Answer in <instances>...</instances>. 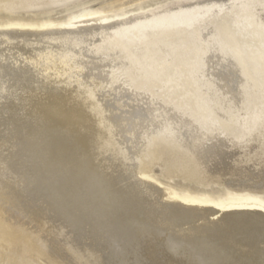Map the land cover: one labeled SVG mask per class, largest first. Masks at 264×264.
Here are the masks:
<instances>
[{
    "label": "bare ground",
    "instance_id": "6f19581e",
    "mask_svg": "<svg viewBox=\"0 0 264 264\" xmlns=\"http://www.w3.org/2000/svg\"><path fill=\"white\" fill-rule=\"evenodd\" d=\"M94 1L0 0L4 262L264 264V0Z\"/></svg>",
    "mask_w": 264,
    "mask_h": 264
},
{
    "label": "rangeland",
    "instance_id": "374dc122",
    "mask_svg": "<svg viewBox=\"0 0 264 264\" xmlns=\"http://www.w3.org/2000/svg\"><path fill=\"white\" fill-rule=\"evenodd\" d=\"M128 1H130V0H96L93 3H91L90 6H92V7H98V6H101V5H104V4H108V3L118 4V3L128 2ZM175 180L178 181V179H175ZM26 228L28 229V230L27 229L26 230L27 231H30V232H31V230H32V232L34 230L30 226H27ZM35 234L36 233L34 232V236L37 235V234L36 235ZM7 254H9L8 251H6L3 247H1L0 248V256H1V258H0V264H7L3 260ZM39 263L40 264H45V262L43 260H41V261L39 260Z\"/></svg>",
    "mask_w": 264,
    "mask_h": 264
}]
</instances>
